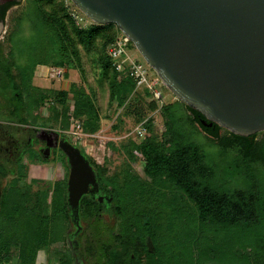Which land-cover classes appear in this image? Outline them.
I'll use <instances>...</instances> for the list:
<instances>
[{
  "label": "trees",
  "instance_id": "obj_1",
  "mask_svg": "<svg viewBox=\"0 0 264 264\" xmlns=\"http://www.w3.org/2000/svg\"><path fill=\"white\" fill-rule=\"evenodd\" d=\"M75 12L82 15L70 0H26L6 38L9 52L3 60L17 107L8 114L0 106V116L61 133L75 120L93 135L103 119L97 105L103 92L108 112L115 108L114 114L146 121L141 142L120 146L125 162L111 175L78 147L96 174L100 194L111 199L108 207L87 196L80 201L85 228L77 248L83 259L88 264H264V132L236 136L215 124L203 126L204 117L178 100L160 106L146 101L151 94L118 73L107 54L121 35L117 27L92 22L80 27ZM87 62L96 74L93 83ZM38 66L75 70L81 84L72 83L67 91L36 89L32 79ZM156 111L163 119L159 136L149 117ZM61 157L65 175L52 184H28V167L20 165L0 189V264L14 258L36 264L39 252L73 264L67 245L69 169ZM137 161L144 178L132 169ZM8 171L0 165V178ZM108 212L117 222L112 228L103 219Z\"/></svg>",
  "mask_w": 264,
  "mask_h": 264
},
{
  "label": "water",
  "instance_id": "obj_2",
  "mask_svg": "<svg viewBox=\"0 0 264 264\" xmlns=\"http://www.w3.org/2000/svg\"><path fill=\"white\" fill-rule=\"evenodd\" d=\"M96 25L113 24L181 103L240 136L264 132V0H70ZM208 122V124H207ZM69 169L67 204L79 230V204L108 207L86 156L55 131L40 130ZM148 251L152 252L150 240Z\"/></svg>",
  "mask_w": 264,
  "mask_h": 264
},
{
  "label": "rangeland",
  "instance_id": "obj_3",
  "mask_svg": "<svg viewBox=\"0 0 264 264\" xmlns=\"http://www.w3.org/2000/svg\"><path fill=\"white\" fill-rule=\"evenodd\" d=\"M25 7H26V0L17 10H15L9 16L7 33L5 35V44H6V38L14 25L15 19L20 15V13L25 9ZM71 9L74 10L72 7ZM76 15H78L79 19H81L80 24L84 25L90 22L86 17H83L82 15L77 13ZM6 49L7 50L9 49L8 44H6ZM130 54L132 58L144 64V67L149 71L151 78L157 77L154 72H153L154 74L151 72L152 70L142 60V58L135 49H131ZM87 64H88L87 70L89 71L88 80L89 82L93 83L96 74L92 65L89 62H87ZM52 69L53 68L51 67L40 68V66H38L35 70L34 77L32 79V86L39 90L41 89V90L67 91L70 84L72 83L77 85L81 84V80L77 71L72 69L68 71L63 70L61 78L52 77L51 75L47 76L46 71L49 70V72H51ZM160 90L162 93L164 104L177 100L163 85L161 86ZM152 100H153L152 97L146 98V101H152ZM106 103H107V96L103 92H99L97 105L100 108L103 119L100 124V130L96 134L93 135L86 134L83 131L81 124H80L81 128L75 129L76 126L75 120L72 122L70 131L68 132L61 133L59 130H51V131L60 133V137L66 136L69 143L76 146L77 148L80 147L81 149H83L85 155L90 157L96 164L103 165L104 167H106L108 174L111 175L113 172L119 170L120 167L125 162V154L122 148H120V146L129 140H133L134 142L137 143L141 142L139 139H136L134 137V131L141 123H136L133 120V118L123 117L121 111H118L119 112V113L117 112L118 114H114L115 108H112V110L108 112ZM41 113L43 117L47 116V111L45 109H42ZM106 114H108L109 116L108 119L104 118ZM149 117H151L154 120V124H153L154 132L156 135L159 136L164 130L162 116L160 115L159 111H156L154 113H151ZM118 118L121 122H119ZM0 120L5 121V117L4 116L0 117ZM115 126H117V128L113 129V127ZM42 129L43 128H40V130ZM43 130L48 131L49 129H43ZM24 157L28 161V166H26L28 167L27 183L30 185H32L33 183L52 184L55 180L61 179L65 175V167L63 165V161H61L62 157H60L59 155L55 156L56 157L55 159H51V160L49 159L45 163H42V161L39 160L37 154L33 152H26ZM0 159H1V155H0ZM6 168L9 171L5 178H0V189L5 187L7 183L15 176V169L13 167H6ZM132 169L136 175H138L140 178H144L142 172L143 164L141 161H137L135 164H133ZM103 219L105 223L109 224L111 228L114 227L117 223L115 219L109 215V212L107 214L106 213L104 214ZM81 227H82L81 229L82 231L77 237L78 238L77 245L80 241V236L84 232L85 224L83 222H81ZM75 231L76 228L70 222L67 232L68 248H69V244H71L69 241V236ZM71 241H73V239H71ZM54 247L56 250L60 249L59 248L60 246H58V244L55 245ZM79 262L81 264H84L82 260H79ZM10 264H18L17 258H14ZM36 264H59V262L56 259H49V254L47 252H39L36 259ZM207 264H211V263H207Z\"/></svg>",
  "mask_w": 264,
  "mask_h": 264
},
{
  "label": "flooded vegetation",
  "instance_id": "obj_4",
  "mask_svg": "<svg viewBox=\"0 0 264 264\" xmlns=\"http://www.w3.org/2000/svg\"><path fill=\"white\" fill-rule=\"evenodd\" d=\"M24 2L25 0H0V106L8 114L13 112L14 108L17 107V103L14 104L12 101V84L10 83L9 75L11 70L5 67L3 63V60L8 57L5 35L7 33L9 16ZM4 117L5 121L0 120V165L3 167L28 166V161L24 157L26 152L36 153L39 160L41 158L45 161L54 159L57 155L61 157L62 152L58 148L51 149L48 153L45 151L46 143L54 144V142L40 138V127L22 125L12 116L5 115ZM60 138L68 141L66 136ZM63 157L65 158L64 155ZM79 227V230L76 229L69 236L71 243L69 244V251L74 264H81L79 260H82L86 264L87 262L83 259L81 251L77 248V237L82 231L81 221L79 222Z\"/></svg>",
  "mask_w": 264,
  "mask_h": 264
},
{
  "label": "built area",
  "instance_id": "obj_5",
  "mask_svg": "<svg viewBox=\"0 0 264 264\" xmlns=\"http://www.w3.org/2000/svg\"><path fill=\"white\" fill-rule=\"evenodd\" d=\"M74 20L80 27H85L89 24H80L81 19L78 15L73 14ZM131 42L123 34L119 35L116 40L110 45L107 50L109 58L113 62L115 70L123 75H127L133 79L137 88H145L150 94L154 101L158 104H163L162 93L159 90L160 80L158 78H151L149 71L144 67V64L131 57ZM40 68H46L40 66ZM63 70L52 69L46 71L47 76L61 78ZM75 129L81 128L78 122L75 123ZM146 134L145 122L141 123L134 131V137L136 139H143Z\"/></svg>",
  "mask_w": 264,
  "mask_h": 264
}]
</instances>
